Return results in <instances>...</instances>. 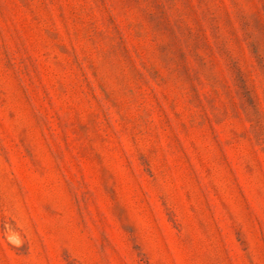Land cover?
<instances>
[{"label":"rangeland","instance_id":"374dc122","mask_svg":"<svg viewBox=\"0 0 264 264\" xmlns=\"http://www.w3.org/2000/svg\"><path fill=\"white\" fill-rule=\"evenodd\" d=\"M0 264H264V0H0Z\"/></svg>","mask_w":264,"mask_h":264}]
</instances>
